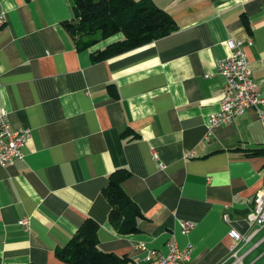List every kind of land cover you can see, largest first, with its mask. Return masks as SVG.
I'll list each match as a JSON object with an SVG mask.
<instances>
[{
    "label": "crops",
    "instance_id": "obj_1",
    "mask_svg": "<svg viewBox=\"0 0 264 264\" xmlns=\"http://www.w3.org/2000/svg\"><path fill=\"white\" fill-rule=\"evenodd\" d=\"M151 1L177 30L93 61L91 51L114 41L77 50L63 27L70 0H0V107L13 130H31L23 160L0 166V264H67L55 251L88 218L99 249L132 263L176 242L193 251L175 264H264V227L254 232L248 219L264 155L246 151L264 150V121L249 108L208 123L224 98L217 63L231 55L229 38L252 39L244 52L264 98V0ZM118 169L144 216L138 233L119 235L109 222L102 190ZM231 229L249 237L239 261Z\"/></svg>",
    "mask_w": 264,
    "mask_h": 264
},
{
    "label": "trees",
    "instance_id": "obj_2",
    "mask_svg": "<svg viewBox=\"0 0 264 264\" xmlns=\"http://www.w3.org/2000/svg\"><path fill=\"white\" fill-rule=\"evenodd\" d=\"M74 17L63 27L77 50H91L99 41L116 34L122 38L103 49L91 51L93 61L107 60L162 39L177 30L173 18L151 0H70ZM247 155H264V150L248 149ZM126 169H118L108 178L102 194L109 204L108 218L119 235L140 232L144 216L124 189ZM99 224L86 219L70 238L58 248L56 256L67 264H133L126 256L99 249Z\"/></svg>",
    "mask_w": 264,
    "mask_h": 264
},
{
    "label": "built area",
    "instance_id": "obj_3",
    "mask_svg": "<svg viewBox=\"0 0 264 264\" xmlns=\"http://www.w3.org/2000/svg\"><path fill=\"white\" fill-rule=\"evenodd\" d=\"M4 17H0V28L4 24ZM252 44V39L245 42L234 38H229L226 45L231 51V55L217 63V71L225 79L224 98L220 103L219 110L209 118L210 128L232 122L236 117L242 115L247 109L254 108L258 117L264 121V98L261 97L255 81L252 78L247 57L244 52V45ZM31 137V130L24 128L13 130L8 112L0 107V166H12L16 161L23 160L22 149ZM156 157V156H154ZM249 222L254 227V232L264 227V190L257 192L254 198L253 211L248 216ZM27 225L25 220L20 222ZM182 232L187 233L192 224L185 222L181 225ZM232 239L230 246L231 254L236 261L238 245L248 240L249 237L242 236L235 229L229 231ZM193 249L190 246L180 248L176 242L168 245V254L156 259L148 258L144 263L133 264H175L178 261L189 262Z\"/></svg>",
    "mask_w": 264,
    "mask_h": 264
},
{
    "label": "rangeland",
    "instance_id": "obj_4",
    "mask_svg": "<svg viewBox=\"0 0 264 264\" xmlns=\"http://www.w3.org/2000/svg\"><path fill=\"white\" fill-rule=\"evenodd\" d=\"M120 36V37H119ZM121 39L122 38V35H120V34H116V35H114V36H111V37H109L105 42H107V41H116L117 39Z\"/></svg>",
    "mask_w": 264,
    "mask_h": 264
}]
</instances>
